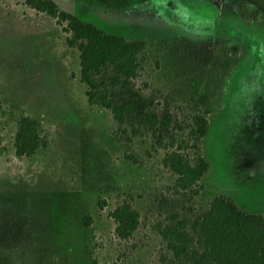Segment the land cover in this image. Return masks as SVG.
<instances>
[{
	"label": "rangeland",
	"instance_id": "1",
	"mask_svg": "<svg viewBox=\"0 0 264 264\" xmlns=\"http://www.w3.org/2000/svg\"><path fill=\"white\" fill-rule=\"evenodd\" d=\"M103 32L142 38L140 80L173 97L180 118L212 97L205 153L208 193L264 214V0H53ZM251 4L249 22L230 10ZM239 49L237 56L225 52ZM76 50L56 22L22 0H0V264H158L165 249L148 200L170 185L163 151L135 139L124 158L111 115L87 104ZM38 120L48 148L17 158V119ZM128 201L140 227L114 235L109 212ZM91 224L84 226L83 217Z\"/></svg>",
	"mask_w": 264,
	"mask_h": 264
},
{
	"label": "trees",
	"instance_id": "2",
	"mask_svg": "<svg viewBox=\"0 0 264 264\" xmlns=\"http://www.w3.org/2000/svg\"><path fill=\"white\" fill-rule=\"evenodd\" d=\"M30 9L53 19L65 35L66 47L79 54V80L85 85L90 107L106 110L115 125L112 137L124 148V158L139 163L132 153L135 139L146 138L154 151H163L161 164L173 182L148 200L155 212L152 229L165 249L158 264H264V214L242 210L231 196L208 193L205 178L211 170L205 149L214 115L208 91L201 97L205 109L180 118L173 97L140 80L141 56L149 43L103 32L76 15L62 10L53 0H22ZM230 10L249 22L260 14L251 4L231 5ZM225 52L237 56L236 46ZM17 158H31L48 148L37 119L21 115L14 135ZM114 235L128 241L140 227L139 213L128 201L109 212ZM86 228L90 216L83 217ZM88 256L97 264L94 248Z\"/></svg>",
	"mask_w": 264,
	"mask_h": 264
}]
</instances>
